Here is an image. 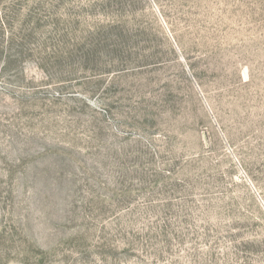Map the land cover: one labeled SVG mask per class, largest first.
Segmentation results:
<instances>
[{
  "label": "rangeland",
  "instance_id": "rangeland-1",
  "mask_svg": "<svg viewBox=\"0 0 264 264\" xmlns=\"http://www.w3.org/2000/svg\"><path fill=\"white\" fill-rule=\"evenodd\" d=\"M0 264H264V0H0Z\"/></svg>",
  "mask_w": 264,
  "mask_h": 264
}]
</instances>
